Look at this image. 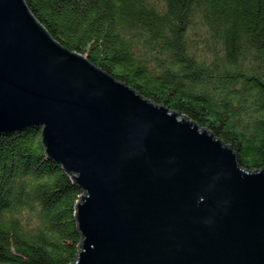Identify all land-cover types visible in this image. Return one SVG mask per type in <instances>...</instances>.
Listing matches in <instances>:
<instances>
[{"label":"water","instance_id":"water-1","mask_svg":"<svg viewBox=\"0 0 264 264\" xmlns=\"http://www.w3.org/2000/svg\"><path fill=\"white\" fill-rule=\"evenodd\" d=\"M29 129L81 192L74 264H264V167L0 0V137Z\"/></svg>","mask_w":264,"mask_h":264},{"label":"trees","instance_id":"trees-1","mask_svg":"<svg viewBox=\"0 0 264 264\" xmlns=\"http://www.w3.org/2000/svg\"><path fill=\"white\" fill-rule=\"evenodd\" d=\"M24 2L63 48L264 167V0ZM40 142L0 137V264L76 261L81 192Z\"/></svg>","mask_w":264,"mask_h":264}]
</instances>
